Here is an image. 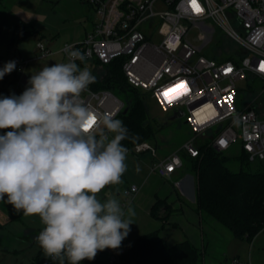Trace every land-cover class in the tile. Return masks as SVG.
<instances>
[{
	"label": "built area",
	"instance_id": "2783aa9c",
	"mask_svg": "<svg viewBox=\"0 0 264 264\" xmlns=\"http://www.w3.org/2000/svg\"><path fill=\"white\" fill-rule=\"evenodd\" d=\"M85 2L95 8L98 21L83 41L63 48L67 58L68 46L80 50L86 60L76 63L81 69L87 66L94 76L119 61L131 87L155 101L163 112L184 113L194 132L178 151L163 158L151 141L125 147L127 154H150L155 159L152 172L167 181L184 167L182 152L197 158L199 145L206 142L220 153L240 143L250 162L264 163V99L259 105L247 101L242 110L236 105L239 92H251L256 82L264 84V0H197L199 12L193 10L191 0ZM223 38L238 49L220 48ZM47 43H37L36 59L53 55ZM219 48L227 55L217 58ZM12 61L16 62L17 87L0 93V98L19 96L28 87L24 78L31 61ZM7 63L0 60V66ZM242 82L247 83L245 89L239 87ZM259 94L264 97V89ZM80 101L99 115L114 114L115 119L127 108L116 93L95 91L91 84ZM8 130L0 129V135ZM138 192L139 187L132 186L126 194ZM105 251H98V256L102 258ZM109 252L108 263L119 264L126 248ZM233 264L240 261L234 259Z\"/></svg>",
	"mask_w": 264,
	"mask_h": 264
},
{
	"label": "clouds",
	"instance_id": "9594fccd",
	"mask_svg": "<svg viewBox=\"0 0 264 264\" xmlns=\"http://www.w3.org/2000/svg\"><path fill=\"white\" fill-rule=\"evenodd\" d=\"M66 51L67 62L32 74L21 95L0 98V129H11L0 135V202L40 218L35 239L45 257L80 264L120 248L135 212L115 197L98 199L106 186L122 183L128 129L80 101L96 77L76 63L84 53ZM15 68V61L5 64L0 79Z\"/></svg>",
	"mask_w": 264,
	"mask_h": 264
},
{
	"label": "rangeland",
	"instance_id": "374dc122",
	"mask_svg": "<svg viewBox=\"0 0 264 264\" xmlns=\"http://www.w3.org/2000/svg\"><path fill=\"white\" fill-rule=\"evenodd\" d=\"M97 21L95 8L85 0H4L0 3V60L10 62L18 58L25 62L31 61L25 71L30 79L32 74L37 73L46 65L67 62L68 58L62 52L63 48L67 44L83 41L87 32ZM21 30H33V33L24 38L21 43L9 48V41L16 38ZM39 41H48L47 46L53 55L45 59H36ZM219 47L231 52L238 49V46L227 38L221 40ZM220 48L215 54L217 58L227 55L221 54ZM4 66L1 65L0 69ZM102 74L103 71L100 72V75ZM17 80L15 73H6L0 79V92L16 88ZM239 87L245 89L247 83H239ZM262 89H264V84L256 82L251 92L244 94L239 92L237 108L242 110L247 101H254L253 103L259 105L264 99L259 94ZM146 103L150 123L156 131L151 142L160 147L162 156L176 151L192 139L194 132L186 123L185 117L172 120V112H163L150 98H147ZM222 156L225 158L227 167L232 171H239L241 164L247 162L242 157L240 143L235 144ZM154 161L155 159L150 155L127 154L125 161L127 170L121 178L122 183L108 185L98 194V199L102 202L109 197H115L120 200L125 209L131 207L135 212V216L132 217L134 223L130 225L131 231L122 241L120 248L131 247L139 236L160 230L170 246L189 240L200 247L203 251L204 264H233V256L236 253L240 256V264H264V232L251 242L241 243L239 239L232 241L235 236L227 227L205 215L204 223L198 221L195 224L191 218L196 208L195 192L190 195V204L186 212L171 218L172 223L179 225V227L176 226L177 228L172 224L168 225L172 209L168 213H165L164 209L158 211V219L151 217L152 204L148 207V197L151 193L149 187L143 195L139 196V199L137 197L132 202L134 196L126 194L128 189L134 184L142 185L151 173ZM261 164L259 161L251 162L250 167L258 169L262 166ZM189 169L192 172L190 167ZM176 183L173 182V185L178 187ZM43 227L38 216L24 215L20 222L10 221L5 203L0 202V264H30L41 250L35 238ZM202 234L204 244L201 240ZM109 250L106 249L102 254L105 262H108L111 257Z\"/></svg>",
	"mask_w": 264,
	"mask_h": 264
},
{
	"label": "trees",
	"instance_id": "16d2710c",
	"mask_svg": "<svg viewBox=\"0 0 264 264\" xmlns=\"http://www.w3.org/2000/svg\"><path fill=\"white\" fill-rule=\"evenodd\" d=\"M3 1L0 0V3ZM32 33L33 30H21L16 38L9 41L8 47L21 43ZM12 72L16 74V69ZM95 77V82L91 84L95 91L105 89L116 93L129 109L119 118L128 129V137L121 141L122 145L131 147L152 141L156 131L149 120L147 97L129 85L120 62L114 61L105 66L103 74ZM199 150L197 158L182 152L184 164L197 176L195 204L198 214L227 227L241 241H253L264 232V163L260 168L252 169L248 157L242 153L247 162L241 164L239 171H232L227 167L223 153L216 151L210 142L200 144ZM5 207L10 221H22V210L16 212L10 204H5ZM162 209L168 213L172 204L167 198L157 197L151 207V216L158 219L157 212ZM47 259L51 260V264H59L58 260L45 257L42 249L30 264H41ZM91 263L109 264L98 254L92 260L80 262ZM119 264H204V260L202 249L191 241L170 246L157 230L139 236L133 246L126 248Z\"/></svg>",
	"mask_w": 264,
	"mask_h": 264
},
{
	"label": "crops",
	"instance_id": "0c3cea01",
	"mask_svg": "<svg viewBox=\"0 0 264 264\" xmlns=\"http://www.w3.org/2000/svg\"><path fill=\"white\" fill-rule=\"evenodd\" d=\"M28 81H29V77H28ZM4 92H7V91H3L0 93H4ZM156 146L158 147L160 158L169 156L170 154L178 151L181 148L180 147L176 151L162 156L161 151H160V147L158 145H156ZM145 155H150V154H145ZM154 164H155V161H154ZM152 168H151V173L143 181L141 186H138L137 184L133 185V186L139 187V192L134 195L133 202H134V199H136L137 197L139 199V196L141 194L143 195V192L149 187V190H151V193H150V196L148 197V200H149L148 201V207H150V204L153 205L155 203L157 197L167 198L169 203L172 204V211H171L170 216L168 218V225L172 224L174 227H176V226L179 227V225L177 223H172L171 218L176 216V215L179 216L182 213L186 212V209L189 206L188 204H190L189 203L190 202V195H192L194 192L196 195L197 176L194 173L190 172L189 167L186 166V164H184V167L182 169L178 170L173 175L171 180L167 181V180L162 179L156 173L152 172ZM173 182H179V186L175 187L173 185ZM195 202H196V200H195ZM191 218L195 222V224H197L198 221L200 223L205 222V220H204L205 218H202L201 214H198L196 208L194 209V216ZM234 239H237V238L236 237L232 238V241H235ZM201 240L204 244V235L203 234L201 236ZM239 242L243 243V241H240V240H239ZM239 257H240L239 254L236 253V255L233 256V261H234V259L239 260Z\"/></svg>",
	"mask_w": 264,
	"mask_h": 264
},
{
	"label": "water",
	"instance_id": "95a60500",
	"mask_svg": "<svg viewBox=\"0 0 264 264\" xmlns=\"http://www.w3.org/2000/svg\"><path fill=\"white\" fill-rule=\"evenodd\" d=\"M28 82V76L26 75L25 78H24V83H27ZM128 108H126L123 112V114H126L128 112ZM184 113H181V114H175L171 117L172 120L174 119H180V118H183L184 117Z\"/></svg>",
	"mask_w": 264,
	"mask_h": 264
},
{
	"label": "snow or ice",
	"instance_id": "6c2138e0",
	"mask_svg": "<svg viewBox=\"0 0 264 264\" xmlns=\"http://www.w3.org/2000/svg\"><path fill=\"white\" fill-rule=\"evenodd\" d=\"M191 4H192V7H193L194 11H196V12L201 11L199 5L197 4V0H191Z\"/></svg>",
	"mask_w": 264,
	"mask_h": 264
}]
</instances>
